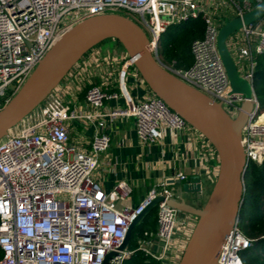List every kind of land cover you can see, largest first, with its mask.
<instances>
[{
    "label": "built area",
    "instance_id": "1",
    "mask_svg": "<svg viewBox=\"0 0 264 264\" xmlns=\"http://www.w3.org/2000/svg\"><path fill=\"white\" fill-rule=\"evenodd\" d=\"M263 1L0 0V112L56 44L87 19L126 15L146 32L150 50L161 61L159 42L167 28L202 16L206 32L204 39L192 43L193 65L181 70L161 63L237 119L248 99L233 93L218 49L219 31L227 21L243 17ZM228 47L240 74L253 84L256 58L264 53V18L244 26L228 40ZM136 62L127 52L118 58L107 57L109 66H120L117 81L112 89L107 84H89L86 106L90 110L76 106L71 99L74 96L77 102L75 94L85 87L84 80L74 73L79 62L34 113L0 139V264H104L113 252L117 255L108 264H124L133 252L120 251V247L132 223L158 197L164 198L157 204L158 231L152 240L140 242V249L165 264H180L199 219L181 217L170 205L175 199L171 183L188 182L189 177L178 172L152 189L138 205L120 207L119 202L132 199L133 186L121 181L106 192L94 176L100 156L112 144L107 126L118 118H134L137 137L145 145L163 140L168 130H195L152 92L139 101L132 97L128 85L131 68L146 85ZM119 100L124 101V107L107 109L108 101ZM251 102L253 111L243 127L241 143L247 162L262 164L264 114H259L255 96ZM76 123L93 127L87 147L72 141ZM198 133L220 162L214 146ZM255 241L243 233L238 222L226 236L217 264H244L241 254ZM177 249L182 250L180 258L175 254Z\"/></svg>",
    "mask_w": 264,
    "mask_h": 264
},
{
    "label": "water",
    "instance_id": "2",
    "mask_svg": "<svg viewBox=\"0 0 264 264\" xmlns=\"http://www.w3.org/2000/svg\"><path fill=\"white\" fill-rule=\"evenodd\" d=\"M236 1L255 3V0ZM262 18L264 1L243 17L227 21L219 31L218 49L233 93L244 94L248 99L237 119H233L215 100L168 71L150 50L149 38L136 22L124 15L109 14L78 24L48 53L23 88L0 112V139L34 113L89 52L108 40L119 42L130 56L137 59L136 69L152 93L200 132L218 153L219 177L206 204L195 209L175 200L170 202L172 207L190 212L199 219L180 264H217L226 236L239 222L248 165L241 143L242 130L253 111V96L257 100L253 84L239 72L228 40L244 26ZM163 200V197L155 199L132 223L120 251L128 249L134 227ZM115 255L117 252L108 255L104 264Z\"/></svg>",
    "mask_w": 264,
    "mask_h": 264
},
{
    "label": "crops",
    "instance_id": "3",
    "mask_svg": "<svg viewBox=\"0 0 264 264\" xmlns=\"http://www.w3.org/2000/svg\"><path fill=\"white\" fill-rule=\"evenodd\" d=\"M231 46L234 48L232 43ZM123 55L125 51L113 40L109 46L97 47L80 61L74 73L84 80L85 87L83 91L75 94L77 102L74 96L71 97L76 106L90 110L86 106L85 94L89 84H107L111 89L114 87L120 66H109L106 59L109 56L118 58ZM129 91L136 101L144 99L152 92L147 85L139 81L136 70L132 71L130 76ZM119 105L124 107V101L106 103L108 110L115 109ZM107 127V133L116 144L100 156L94 176L106 192H111L121 181H127L133 186L132 199L119 202L120 207L126 203L138 205L152 189L164 180L173 178L178 172L186 174L189 181L171 183V189L175 194L174 200L195 209H201L206 204L205 194L208 190L211 191L217 181L220 162L212 156L206 140L196 130L186 129L182 132L168 130L163 140L145 145L137 137L134 118L121 117L109 123ZM93 132L90 124L76 123L72 126V141L81 147H87ZM179 215L191 219L197 218L196 215L182 210H179ZM175 254L180 258L182 250H175Z\"/></svg>",
    "mask_w": 264,
    "mask_h": 264
},
{
    "label": "trees",
    "instance_id": "4",
    "mask_svg": "<svg viewBox=\"0 0 264 264\" xmlns=\"http://www.w3.org/2000/svg\"><path fill=\"white\" fill-rule=\"evenodd\" d=\"M205 32L206 23L202 16L169 26L160 37L158 52L161 61L167 65H174L176 69H189L194 61L192 43L204 39ZM115 42L126 52L122 44ZM253 85L259 103V114L262 115L264 114V53L256 58ZM261 121H264V116ZM239 226L247 237L256 240L252 247L242 252L243 263L264 264V162L262 164L249 162L247 165ZM157 231L158 206L150 210L134 227L128 246L133 254L124 264H165L140 249V242L152 240ZM2 256L3 252L0 248V258Z\"/></svg>",
    "mask_w": 264,
    "mask_h": 264
},
{
    "label": "rangeland",
    "instance_id": "5",
    "mask_svg": "<svg viewBox=\"0 0 264 264\" xmlns=\"http://www.w3.org/2000/svg\"><path fill=\"white\" fill-rule=\"evenodd\" d=\"M108 42H109V41H106V42H105L106 44L103 43V44H101V46H107V45L109 46V45L111 44L112 41H111L110 43H108ZM111 46H112V45H111ZM112 47H113V46H112ZM125 53H126V52H125ZM134 69H135V68H134ZM134 69L131 68V70H130V74H132V71H135ZM128 85H129V84H128ZM261 123L264 124V121H261ZM115 144H116L115 142H112L111 146L114 147ZM212 190H213V188L211 189V191L208 190V191L206 192V194H205V203L208 201V199H209V197H210V195H211Z\"/></svg>",
    "mask_w": 264,
    "mask_h": 264
},
{
    "label": "bare ground",
    "instance_id": "6",
    "mask_svg": "<svg viewBox=\"0 0 264 264\" xmlns=\"http://www.w3.org/2000/svg\"><path fill=\"white\" fill-rule=\"evenodd\" d=\"M72 30V29H71Z\"/></svg>",
    "mask_w": 264,
    "mask_h": 264
}]
</instances>
